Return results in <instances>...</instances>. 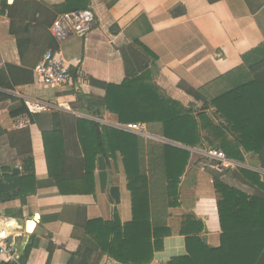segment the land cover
<instances>
[{
	"label": "crops",
	"instance_id": "obj_1",
	"mask_svg": "<svg viewBox=\"0 0 264 264\" xmlns=\"http://www.w3.org/2000/svg\"><path fill=\"white\" fill-rule=\"evenodd\" d=\"M88 1L94 29L85 37L73 36L63 42L54 38L52 26L58 18L74 14L66 11V0L3 1L0 5V70H5L8 79L16 84L13 91L3 92L24 102L35 116L34 123L26 116L14 119L9 114L14 107L12 102L0 106L1 128L19 139L22 131L29 129L32 149L30 154L20 156L21 146L17 150L10 146L7 136L0 138V171L15 169L22 177L34 173L41 183L50 181L51 175L60 179L57 185L44 184L34 194L31 188L26 189L27 196L0 204V234L15 251V263L0 257V264H20L27 249L30 251L24 264H68L80 251L81 257H76L74 264H122L104 254L87 231L96 223L90 231L97 234L113 221L115 214L122 225L132 222V193L123 159L117 154L115 160L106 162L109 178L105 192L100 189L97 160L93 191L83 192L81 179L85 172L76 132V122L81 120L127 132L143 141H158L191 151L180 179L177 205L168 196L165 174L157 171L162 167L153 164L152 169L162 174L156 175L151 184L152 224L167 228L169 234L164 236L163 249L154 253L150 264H169L187 256V236L182 230L187 229L188 218L203 223L199 237L207 246L220 247V196L213 178L218 170L204 157V153L213 149L205 139H211L215 146L220 142L209 131L202 130V146L190 149L166 140L159 126L150 130V126L140 124L145 127L144 135L127 130L124 128L127 125L120 124L105 108V87L121 85L126 79L151 71L152 84L164 98L180 103L194 116L203 113L217 123L213 108L201 110L205 102L210 103L240 83L242 57L264 44V0H223L213 5L207 0ZM49 34L59 45L56 51L46 52L58 54L72 75L71 83L62 87L43 85L37 78V68L24 65L18 49V39L44 48ZM180 83L197 91L202 100L180 89ZM52 115L65 138L66 155L63 152L56 162L62 148L59 135L50 133L53 168L50 174L42 128L52 129ZM237 136L227 133L233 143ZM229 161L233 168L226 171L234 184L254 194L255 186L241 172L257 173L264 183V150L261 154L244 153L242 161ZM111 187L120 189V204L112 199ZM111 238L105 235V241Z\"/></svg>",
	"mask_w": 264,
	"mask_h": 264
},
{
	"label": "trees",
	"instance_id": "obj_2",
	"mask_svg": "<svg viewBox=\"0 0 264 264\" xmlns=\"http://www.w3.org/2000/svg\"><path fill=\"white\" fill-rule=\"evenodd\" d=\"M207 1L213 5L223 0ZM88 5V0H66L65 7L67 12L76 13L88 10ZM37 44L40 46V42ZM43 45L44 48H38L27 39H18L22 63L36 69L46 51H56L59 44L49 34ZM242 60L240 83L210 103L205 102V110L207 107L215 110L217 123L203 113L194 116L192 111L187 110L180 103L164 98L160 90L152 84L151 71L126 79L121 85H107L104 106L120 124H146L150 126V130H153L151 129L153 126H159L161 135L166 140L190 149L202 146L201 131H209V134L220 142L215 146L211 139H205L211 148L224 152L228 159L242 161L244 153L261 154L264 150V44L246 53ZM15 85L12 79H8L5 70L1 69L0 106L10 101L14 106L9 109L12 118L26 116L34 123L35 116L30 113L25 103L3 92V90L13 91ZM179 87L195 99L202 100L197 91L185 84L180 83ZM52 122L51 130L43 129L40 125L50 174L51 169L53 171L48 143L50 133L59 135L58 141L62 148V153H59L56 162L58 163L62 158L63 152L64 157L66 155L65 138L62 131L55 126L54 115ZM76 132L85 172L81 179L84 180L81 184L85 190L83 192L93 191L98 157L103 156L106 162H109L120 154L128 178V188L132 193L131 223L122 225L118 215L115 214L113 221L106 224L103 230H98L97 234L90 231L96 225L92 223L88 228V234L95 238V242L104 254H108L122 264H150L154 253L163 249V238L169 234V231L167 228L154 227L152 224L151 178L147 168L150 167V171H155L152 169L155 159L152 155L153 158L151 157L147 166L144 154H149L150 150L152 152L155 148L161 152V167L168 182V196L173 197V204L177 205L180 179L188 165L191 151L153 141L146 143L132 134L103 128L91 121H77ZM150 132L154 134V131ZM227 133L238 135L235 143L229 141ZM4 136L8 137L11 147L16 149L18 145L22 147L23 153H19L20 156L32 152L29 129L22 131V137L19 139L0 126V138ZM62 171L61 169V179ZM228 172L224 170L213 174L215 190L220 196L218 201L222 231L220 247L207 246L199 237L203 232V223L195 218H188V227L182 230V234L187 236L188 254L172 260L169 264H261V260L264 259V183L260 182L257 173L243 170L241 174L252 186H255L254 194L253 192L249 194L234 184L235 181ZM58 179L59 177L55 179L51 175L50 181L41 183L36 180L34 173L22 177L18 170L3 168L0 171V204L14 201L22 195L27 196L28 193L24 192L26 189L31 188V193L34 194L44 184L57 185ZM22 203H25V200ZM106 232L109 234H105ZM105 235L112 236L111 240L105 241ZM29 251L30 249H27L20 264L25 263ZM76 257H81V251L73 256L68 264H74Z\"/></svg>",
	"mask_w": 264,
	"mask_h": 264
},
{
	"label": "built area",
	"instance_id": "obj_3",
	"mask_svg": "<svg viewBox=\"0 0 264 264\" xmlns=\"http://www.w3.org/2000/svg\"><path fill=\"white\" fill-rule=\"evenodd\" d=\"M3 1L17 0H0ZM95 27V20L89 10L74 13L71 17L62 16L52 26V35L58 42H63L73 36L85 37L91 33ZM36 74L38 80L45 86L62 87L72 81L70 68L66 62L53 51H48L39 63ZM127 130L135 131L141 135L145 133V127L140 124H128L124 127ZM213 168L224 171L233 168L227 155L218 150L211 149L204 153ZM0 257H7L8 261L15 263V251L7 239L0 234Z\"/></svg>",
	"mask_w": 264,
	"mask_h": 264
},
{
	"label": "water",
	"instance_id": "obj_4",
	"mask_svg": "<svg viewBox=\"0 0 264 264\" xmlns=\"http://www.w3.org/2000/svg\"><path fill=\"white\" fill-rule=\"evenodd\" d=\"M98 169H99V184L102 192H105L108 188V170L107 163L103 156L98 157ZM110 195L116 204H120V189L118 187H111L109 189Z\"/></svg>",
	"mask_w": 264,
	"mask_h": 264
},
{
	"label": "rangeland",
	"instance_id": "obj_5",
	"mask_svg": "<svg viewBox=\"0 0 264 264\" xmlns=\"http://www.w3.org/2000/svg\"><path fill=\"white\" fill-rule=\"evenodd\" d=\"M203 110L202 111H206L204 108H202ZM207 110H208V107H207ZM144 141H146V143L148 142H150V140H144ZM158 142V141H157ZM156 151V152H155ZM145 156V158H144V161H145V163H146V165L148 166V164H149V161H151V157H152V155L154 156V164H157L156 166L158 167V166H162V154H161V152L160 151H158V148H155V150H153L152 152H151V150H150V152H149V154H144ZM147 157V158H146ZM153 158V157H152ZM148 163V164H147ZM147 170H148V175H149V177L151 178V184L154 182V177L156 176V175H160V174H162V173H159V172H156V170L155 171H150V167H148L147 168ZM157 171H162V170H160V169H158L157 168Z\"/></svg>",
	"mask_w": 264,
	"mask_h": 264
},
{
	"label": "bare ground",
	"instance_id": "obj_6",
	"mask_svg": "<svg viewBox=\"0 0 264 264\" xmlns=\"http://www.w3.org/2000/svg\"><path fill=\"white\" fill-rule=\"evenodd\" d=\"M32 225H33V224H32V223H30V224H29V227H32Z\"/></svg>",
	"mask_w": 264,
	"mask_h": 264
}]
</instances>
